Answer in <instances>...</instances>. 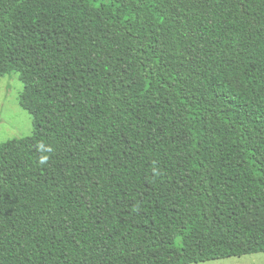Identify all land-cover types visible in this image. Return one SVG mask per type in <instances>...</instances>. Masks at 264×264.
I'll return each mask as SVG.
<instances>
[{"label":"trees","instance_id":"trees-1","mask_svg":"<svg viewBox=\"0 0 264 264\" xmlns=\"http://www.w3.org/2000/svg\"><path fill=\"white\" fill-rule=\"evenodd\" d=\"M11 73L0 264L264 252V0H0Z\"/></svg>","mask_w":264,"mask_h":264},{"label":"rangeland","instance_id":"rangeland-1","mask_svg":"<svg viewBox=\"0 0 264 264\" xmlns=\"http://www.w3.org/2000/svg\"><path fill=\"white\" fill-rule=\"evenodd\" d=\"M22 89L17 73L0 76V143L32 133L31 116L18 104ZM193 264H264V252Z\"/></svg>","mask_w":264,"mask_h":264},{"label":"clouds","instance_id":"clouds-1","mask_svg":"<svg viewBox=\"0 0 264 264\" xmlns=\"http://www.w3.org/2000/svg\"><path fill=\"white\" fill-rule=\"evenodd\" d=\"M38 148H39V151L41 152V157H40V163L41 164H45L47 162V155L46 153L50 152L51 151V148L47 145H45L44 143H40L38 145Z\"/></svg>","mask_w":264,"mask_h":264}]
</instances>
